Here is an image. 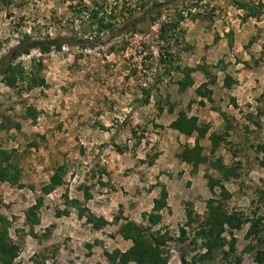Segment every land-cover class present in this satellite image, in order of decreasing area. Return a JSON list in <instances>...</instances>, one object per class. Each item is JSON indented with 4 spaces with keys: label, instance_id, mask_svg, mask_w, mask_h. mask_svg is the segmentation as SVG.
<instances>
[{
    "label": "rangeland",
    "instance_id": "374dc122",
    "mask_svg": "<svg viewBox=\"0 0 264 264\" xmlns=\"http://www.w3.org/2000/svg\"><path fill=\"white\" fill-rule=\"evenodd\" d=\"M235 1L0 0V56L19 41L46 35L76 40L60 51L33 48L15 59L24 75L43 78L41 85L27 88L18 80L9 86L0 79V166L17 173L14 184L0 180V225L8 222L18 246L12 264H120L107 253L131 245L118 233L126 219L165 235L167 264H255L254 250L246 248L264 250V6L258 16H247ZM154 2L160 7L151 8ZM99 6L116 14L110 33L96 34L88 17ZM128 10L149 17L158 10L160 17L132 33L121 29ZM175 10H182L181 18ZM167 21L177 27L163 39L159 24ZM166 51L177 56L173 66L194 68L192 86L181 89L182 74L166 71V60H159ZM225 76L230 87L223 85ZM144 89L150 90L147 103ZM179 111L208 126L200 140L207 160L196 169L178 156L194 143L170 127ZM60 167L62 182L44 194L42 186ZM210 181L216 182L212 191ZM162 184L167 207L150 226L146 215ZM38 197L39 223L30 225L25 214ZM71 198L108 224L93 229ZM209 198L245 222L233 231V251L226 228L223 246L200 260L197 232ZM186 209L199 215L189 225ZM256 219L259 234L246 238Z\"/></svg>",
    "mask_w": 264,
    "mask_h": 264
},
{
    "label": "trees",
    "instance_id": "16d2710c",
    "mask_svg": "<svg viewBox=\"0 0 264 264\" xmlns=\"http://www.w3.org/2000/svg\"><path fill=\"white\" fill-rule=\"evenodd\" d=\"M236 7L246 10L247 16H258L264 4L261 0L251 1V0H236ZM160 7V4L154 2L151 8ZM84 9H88L87 6ZM99 6L97 8H92L88 12V17L91 19V23L95 25L96 34L107 31V33L112 32L113 19L115 15L111 12L105 13L101 10ZM176 15L182 17V10H175ZM129 14L124 16L121 29L124 31H129L132 33L139 32V26L143 25L147 19L155 22L160 17V12L154 14V16H148L147 13H142L139 15L132 14V11L128 10ZM149 17V18H148ZM177 27V21L162 22L159 24L160 37L163 39H169L166 37L168 32H172V29ZM92 39V38H91ZM81 41V40H80ZM88 42V40H84ZM76 43L75 38H70L64 35H46L42 39H28L26 41H19L4 55L0 56V79L4 81L7 85L13 86L16 81L26 82L27 88H32L37 85H41L44 81L43 78H35V76L30 74L29 76L24 75V71L21 65L16 64L14 61L22 54H28L31 49L36 48L41 54H47L50 51H60L63 45H73ZM169 45V43H168ZM177 59V56L171 51H166L159 55V60H166L167 68L166 71L170 72L174 69L182 74L176 84L183 89L187 86L193 85V78L191 73L194 68L189 66H173V61ZM41 61H38V69L41 68ZM205 71V70H204ZM232 84L229 76H225L223 85L225 87H230ZM144 103H147L150 98V90L144 89ZM198 93L200 92V86L196 88ZM202 103V102H201ZM172 111V108H170ZM170 127L178 131L185 136H193L194 143L192 146L185 145L184 149L178 155L179 158L196 169L198 165L206 162L207 158L202 154L203 147L200 144V140L205 137L208 126H201L198 123L196 116H188L185 112L179 111L177 116L170 122ZM215 135L212 134L211 141L212 147L216 145ZM152 163L150 162V165ZM219 169L223 171L224 177H229L228 168L224 164H216ZM62 167L57 168L54 173L50 176L49 182L44 184L41 191L44 194L50 193L56 186L62 182L61 176ZM16 172L11 173L7 167L0 166V180L6 181L10 184L16 182ZM216 185V182L210 181L208 183V188L212 191ZM220 190L224 197H229V193L220 184ZM84 198L89 200L91 194L86 188L83 191ZM167 197L168 192L166 187L162 184L157 197L152 200V209L146 215V220L150 226H156L161 221L160 210L167 207ZM42 203V198L38 197L34 203L28 208L25 218L30 225H36L39 223V218L35 212ZM72 207L76 209L78 217H84L85 221L91 225L93 229H99L100 227L108 224L107 220L102 216H96L89 211L84 205H78V200L75 198L70 199ZM206 215L203 222L200 223V229L197 232L198 235L203 239L202 246L204 247V252L199 256L200 260L209 257L215 249L223 246L225 242V236L223 233L228 229V234L231 236V244L229 249L234 250L235 237L233 231L239 229L245 222L242 215L236 212H228L223 209L220 202H216L213 198H209L206 201ZM56 214H68L67 210H57ZM186 225H189L196 221L199 215L193 214L191 210L186 209ZM0 225V264H12L13 260L18 254V246L9 237L8 233V222L3 219ZM150 227H143L137 224L135 221L126 219L118 228V233L122 238L131 241V245L123 251L116 250L113 254L107 253L108 259L111 262H116L120 264H126L129 261L135 262V264H167L166 250L164 249L166 237L164 234H160L159 230L150 232ZM260 232L258 226V220H250L249 226L246 230L245 237H252L255 239ZM257 241V240H256ZM247 250H254V260L255 264H264V250L256 248L253 244H247ZM181 262H185L182 258Z\"/></svg>",
    "mask_w": 264,
    "mask_h": 264
}]
</instances>
